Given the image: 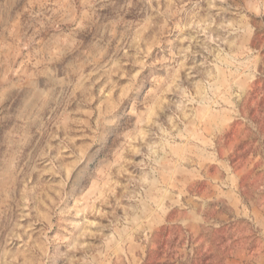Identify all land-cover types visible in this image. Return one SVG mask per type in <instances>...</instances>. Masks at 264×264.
<instances>
[{"label": "rangeland", "instance_id": "374dc122", "mask_svg": "<svg viewBox=\"0 0 264 264\" xmlns=\"http://www.w3.org/2000/svg\"><path fill=\"white\" fill-rule=\"evenodd\" d=\"M0 264H264V0H0Z\"/></svg>", "mask_w": 264, "mask_h": 264}]
</instances>
